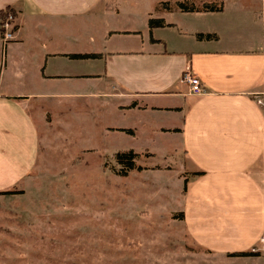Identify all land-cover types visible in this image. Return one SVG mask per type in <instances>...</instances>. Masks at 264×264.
Segmentation results:
<instances>
[{
	"label": "crops",
	"instance_id": "crops-1",
	"mask_svg": "<svg viewBox=\"0 0 264 264\" xmlns=\"http://www.w3.org/2000/svg\"><path fill=\"white\" fill-rule=\"evenodd\" d=\"M134 2L0 0V192L40 167L48 116L38 100L83 98L113 118L105 134L139 143L130 149L137 166L159 162L144 172L176 174L182 221L205 263L264 264V109L255 102L264 0L261 9L224 0L218 11H151L141 30L119 20ZM7 7L17 28L5 44ZM188 66L204 93L182 82Z\"/></svg>",
	"mask_w": 264,
	"mask_h": 264
},
{
	"label": "rangeland",
	"instance_id": "rangeland-1",
	"mask_svg": "<svg viewBox=\"0 0 264 264\" xmlns=\"http://www.w3.org/2000/svg\"><path fill=\"white\" fill-rule=\"evenodd\" d=\"M223 1L135 0L119 20H134L141 30L151 11L155 16L180 3L203 8ZM241 1L261 9L262 0H225ZM37 103L48 116L41 125L42 160L7 190L16 193L0 194V264H207L182 221L183 190L172 183L176 174L136 168L123 175L114 154L139 143L105 134L113 118L85 99ZM156 163L149 157L137 161L138 167Z\"/></svg>",
	"mask_w": 264,
	"mask_h": 264
},
{
	"label": "trees",
	"instance_id": "trees-1",
	"mask_svg": "<svg viewBox=\"0 0 264 264\" xmlns=\"http://www.w3.org/2000/svg\"><path fill=\"white\" fill-rule=\"evenodd\" d=\"M222 8V5L218 6L217 4H211V3H206L203 8H196L194 6L192 7H186L183 3L179 4V9L184 11V12H195V11H218ZM171 10V9H169ZM9 12H15L11 9V7H7L4 9L1 13L3 14V17H5ZM164 21L162 19H151L149 21V26L151 28L156 27V26H163ZM97 54H74L72 55L73 58H91V57H96ZM138 157V154H136L134 151H129V152H120L116 153L114 158L115 162L120 165L121 172L123 175H127V173L131 170H134L136 168L141 169L142 167H138L136 165V158ZM16 192L14 191H5V192H0V194H14ZM247 253H232L231 255L237 256V255H246Z\"/></svg>",
	"mask_w": 264,
	"mask_h": 264
},
{
	"label": "built area",
	"instance_id": "built-area-1",
	"mask_svg": "<svg viewBox=\"0 0 264 264\" xmlns=\"http://www.w3.org/2000/svg\"><path fill=\"white\" fill-rule=\"evenodd\" d=\"M16 15L13 12H9L3 19L1 24L2 37L4 43L7 44L16 38ZM182 82L189 86L190 94H202L204 93V87L201 79L193 72L190 66H188L183 75ZM255 102L264 109V91L255 94ZM255 252L256 249H253Z\"/></svg>",
	"mask_w": 264,
	"mask_h": 264
}]
</instances>
